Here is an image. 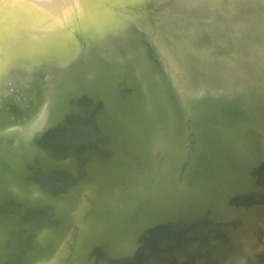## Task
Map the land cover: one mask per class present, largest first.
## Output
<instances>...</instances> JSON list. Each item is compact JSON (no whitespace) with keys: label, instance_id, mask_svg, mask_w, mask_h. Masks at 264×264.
<instances>
[{"label":"water","instance_id":"1","mask_svg":"<svg viewBox=\"0 0 264 264\" xmlns=\"http://www.w3.org/2000/svg\"><path fill=\"white\" fill-rule=\"evenodd\" d=\"M135 32L0 103V264H264L261 85L181 91Z\"/></svg>","mask_w":264,"mask_h":264},{"label":"bare ground","instance_id":"2","mask_svg":"<svg viewBox=\"0 0 264 264\" xmlns=\"http://www.w3.org/2000/svg\"><path fill=\"white\" fill-rule=\"evenodd\" d=\"M243 1L0 0V103L14 92L26 91L40 73L48 83L66 77L74 64H82L91 55L93 46L127 35L134 31V24L142 26L148 36L152 14L172 25V32L164 35V50L169 62L175 63L173 79L181 91L186 86L182 73L187 65L225 82L229 60L221 57L225 52L218 56L216 50L239 47L247 52L241 42L256 36L264 42V11L245 7ZM118 51L107 58L116 57ZM204 85L187 88L196 92ZM215 88L230 89L227 84ZM46 122L44 112L30 134L42 130Z\"/></svg>","mask_w":264,"mask_h":264},{"label":"rangeland","instance_id":"3","mask_svg":"<svg viewBox=\"0 0 264 264\" xmlns=\"http://www.w3.org/2000/svg\"><path fill=\"white\" fill-rule=\"evenodd\" d=\"M214 1L216 2V0ZM243 3L245 4L244 5L245 7H248L250 9H255L257 12L261 13L262 11H264V1L244 0ZM150 23L152 24V32L151 34H148V36L146 37L147 38L149 37L148 39H150L154 43L156 48L164 53V48H166L164 43V35L167 33V31L172 32L171 30L172 25L168 24L169 22L167 20H164V17H159V16L156 17L154 14H152V17H150ZM136 30H138L139 32H143V35H145V31L143 27L134 24V31L129 32L127 35L120 36L118 38H114L108 41L106 40L107 42H102L98 46H93L91 55L86 60H84L83 63H86L88 60L92 59L95 56L107 58L111 55L113 51H117L121 47L130 44V42L133 41V38L136 35L135 32ZM112 44L114 45V47L110 49L109 47ZM241 45H242L241 47L245 48L247 52L241 51L239 47H235L233 50L230 49H222L219 51L216 50L215 52V54H217L218 56H221V53L225 52L221 57L227 58L229 60L225 65V67L226 70H230V73L225 78V82L221 77L216 78L215 75L206 72L202 68L193 69V68H188L189 65H187L186 66L187 68H184L182 73L183 78H185L184 81L186 85H188V87H193L199 83L211 84L212 86L227 84L228 87L230 88L229 91L232 93V94H226L227 96H231L235 93H238V95L240 96H245L247 95V93L250 92L252 86L251 88L247 89V87L244 85H246L247 83L249 85L250 84L252 85L254 84L253 82H255L256 85H261L260 88L264 92V72L260 70V68L264 66V63L263 65L261 64L262 62H264V42L260 38H257L256 36L254 38L244 39L241 42ZM223 46L225 45L223 44ZM177 47L179 49L181 48L179 44H177ZM222 62L224 61L222 60ZM62 79L63 78H60L58 80H62ZM37 81H38V77L35 78L34 83H36ZM236 89L238 91H236ZM13 99L14 98H12V100Z\"/></svg>","mask_w":264,"mask_h":264},{"label":"flooded vegetation","instance_id":"4","mask_svg":"<svg viewBox=\"0 0 264 264\" xmlns=\"http://www.w3.org/2000/svg\"><path fill=\"white\" fill-rule=\"evenodd\" d=\"M44 76L45 77V74L44 73H40L39 75H38V81L36 82V83H34L30 88H28V89H26V91H24V92H22L21 94H19V95H17L15 92L12 94V95H10V96H8V97H5L4 98V100H3V102H10V101H12V98H15L16 100L18 99V101H21V99H23L27 94H28V92H30L31 91V89L32 88H34V86L36 85V84H38L40 81H41V77L40 76ZM43 77V79H45ZM46 80V79H45ZM47 82H48V80H46ZM49 84V83H48ZM248 94V93H247ZM242 95V94H241ZM262 95V94H261ZM243 97V96H242ZM245 98H247V97H245ZM261 98H262V96H261ZM26 100V99H25ZM24 100V101H25Z\"/></svg>","mask_w":264,"mask_h":264},{"label":"clouds","instance_id":"5","mask_svg":"<svg viewBox=\"0 0 264 264\" xmlns=\"http://www.w3.org/2000/svg\"><path fill=\"white\" fill-rule=\"evenodd\" d=\"M15 2V0H13V3Z\"/></svg>","mask_w":264,"mask_h":264}]
</instances>
